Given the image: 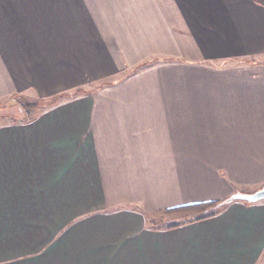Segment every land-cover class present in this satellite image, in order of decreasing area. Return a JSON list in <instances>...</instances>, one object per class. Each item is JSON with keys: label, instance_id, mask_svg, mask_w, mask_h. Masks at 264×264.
Returning <instances> with one entry per match:
<instances>
[{"label": "crops", "instance_id": "1", "mask_svg": "<svg viewBox=\"0 0 264 264\" xmlns=\"http://www.w3.org/2000/svg\"><path fill=\"white\" fill-rule=\"evenodd\" d=\"M61 96L0 124V264H264L222 206L264 187V0H0V103Z\"/></svg>", "mask_w": 264, "mask_h": 264}, {"label": "rangeland", "instance_id": "2", "mask_svg": "<svg viewBox=\"0 0 264 264\" xmlns=\"http://www.w3.org/2000/svg\"><path fill=\"white\" fill-rule=\"evenodd\" d=\"M103 84L102 86H105ZM65 99V98H63ZM62 99V100H63ZM61 100V101H62ZM48 102V101H45ZM39 100H16L11 103H0V124L7 122H24L31 118V113L39 114L49 107H44ZM216 209H199L190 212L174 213V214H161L157 216L155 225L160 227H166L174 224L185 223L189 220L202 217L203 215L210 213Z\"/></svg>", "mask_w": 264, "mask_h": 264}, {"label": "trees", "instance_id": "3", "mask_svg": "<svg viewBox=\"0 0 264 264\" xmlns=\"http://www.w3.org/2000/svg\"><path fill=\"white\" fill-rule=\"evenodd\" d=\"M65 96H61V97H58L54 100H51V101H48V102H45V101H41L42 105H46V106H43L42 108L44 107H52L54 105H57ZM216 204H211V205H207V206H195V207H191V208H187V209H184V210H175V211H170V212H166L165 214H174V213H183V212H190V211H195V210H199V209H215L216 208ZM220 210H214L210 213H207L205 215H203L202 217H198L196 219H192V220H189L185 223H179V224H174V225H170L168 226L169 228H176V227H179L181 225H185V224H188V223H192V222H195V221H200V220H203V219H206V218H209V217H213L215 216Z\"/></svg>", "mask_w": 264, "mask_h": 264}, {"label": "water", "instance_id": "4", "mask_svg": "<svg viewBox=\"0 0 264 264\" xmlns=\"http://www.w3.org/2000/svg\"><path fill=\"white\" fill-rule=\"evenodd\" d=\"M264 201V187L253 193V194H243V193H237L231 196L228 200H226L222 206H226L228 204H231L233 202H243L246 204H257Z\"/></svg>", "mask_w": 264, "mask_h": 264}]
</instances>
